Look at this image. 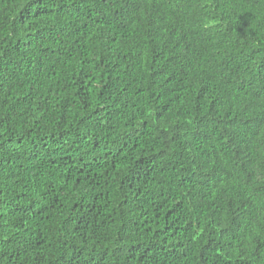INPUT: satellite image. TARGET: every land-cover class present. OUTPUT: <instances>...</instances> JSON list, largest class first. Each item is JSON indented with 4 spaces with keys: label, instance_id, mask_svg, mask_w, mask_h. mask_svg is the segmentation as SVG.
<instances>
[{
    "label": "trees",
    "instance_id": "16d2710c",
    "mask_svg": "<svg viewBox=\"0 0 264 264\" xmlns=\"http://www.w3.org/2000/svg\"><path fill=\"white\" fill-rule=\"evenodd\" d=\"M0 264H264V0H0Z\"/></svg>",
    "mask_w": 264,
    "mask_h": 264
}]
</instances>
